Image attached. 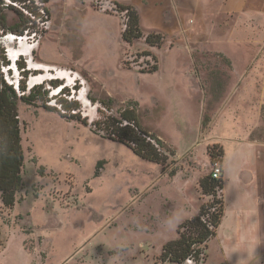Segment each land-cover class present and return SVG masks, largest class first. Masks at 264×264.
Here are the masks:
<instances>
[{
    "label": "rangeland",
    "instance_id": "374dc122",
    "mask_svg": "<svg viewBox=\"0 0 264 264\" xmlns=\"http://www.w3.org/2000/svg\"><path fill=\"white\" fill-rule=\"evenodd\" d=\"M197 1L194 12L192 0H0V84L17 97L34 88L17 102L21 185L11 206L0 192V264H177L162 260L163 248L213 200L210 153L222 183L224 166L236 174L238 144L244 156L257 150L262 171L264 5ZM115 3L136 8L140 38L123 39L125 12ZM11 36L24 39L9 44ZM27 50L12 69L11 51ZM60 96L78 109L60 108ZM126 109L160 139L162 163L94 125ZM214 192L224 208L233 189L226 181ZM231 206L205 260L180 264H264V247L231 232Z\"/></svg>",
    "mask_w": 264,
    "mask_h": 264
},
{
    "label": "trees",
    "instance_id": "16d2710c",
    "mask_svg": "<svg viewBox=\"0 0 264 264\" xmlns=\"http://www.w3.org/2000/svg\"><path fill=\"white\" fill-rule=\"evenodd\" d=\"M20 1L24 2V0ZM41 2L45 3L46 0H41ZM115 4L120 8V11L125 12L123 39L131 42L134 39L140 38L142 33L136 8L133 5ZM43 10L46 11L45 8ZM30 12L33 13L32 11ZM0 20L1 26H5V19L1 17ZM8 28L20 36L24 32L23 29L15 26ZM157 39L154 40L152 35L146 36V42L151 45L159 46L161 44V36ZM3 60H5V57H3ZM5 64L8 65V61H5ZM17 68L21 70L22 77L27 74L24 65L18 64ZM22 80L21 78V81H18V87L22 91H25L26 87ZM11 86L0 84V192L5 206L13 205L14 194L21 185L20 168L22 166L23 155L18 128L17 102L27 100L34 92V88H31L27 96L21 95L17 97ZM63 90L64 87L59 88L58 93L62 94ZM63 93L66 94L65 92ZM43 97H46L45 92H43ZM56 101L60 108H63L65 111L78 109L75 101L61 98V96ZM99 124H104L103 128L110 129V134H112L111 136L115 141L127 145L142 159L158 164L162 163L164 156L159 151V148H162L160 139L140 127L139 121L132 109H126L121 113V118L118 120L106 118L102 123L99 122L94 125ZM210 157L213 162L215 159L213 153H210ZM209 180L213 190L212 202L202 204L195 216L185 220L179 226L178 238L169 241L164 246L162 260H168L177 264L186 262L187 260L196 263L205 260L206 254L204 250H206L208 242L216 235V230L224 213L223 201L222 199H216V193L214 192L216 188L222 189V181L212 180L211 177H209ZM207 185L209 183L204 184L203 181L201 182L203 191H206Z\"/></svg>",
    "mask_w": 264,
    "mask_h": 264
},
{
    "label": "crops",
    "instance_id": "0c3cea01",
    "mask_svg": "<svg viewBox=\"0 0 264 264\" xmlns=\"http://www.w3.org/2000/svg\"><path fill=\"white\" fill-rule=\"evenodd\" d=\"M207 1L210 4H216L218 7L219 5H228L237 9L251 7L253 5H264V0H244L243 2L241 0ZM199 2L197 0H192L191 6L194 12L195 8L199 6ZM242 151L243 147L241 144H238L237 147L232 146L231 148V154L233 153L235 156V176L233 174L232 178H228V173L224 166L222 192L225 190L226 181L229 185L231 184L233 189L228 201L225 200V192H223L224 211L228 210V207L232 205L230 207V212L234 214L235 217L234 221H232L229 226L234 237H239V239H242V241L248 245L251 244L255 247L262 248L264 247V164L262 171L256 167V163L260 160L257 150L250 151L248 156H244ZM221 223L220 221V224ZM235 224H237V227H235ZM218 229L219 228L216 230L215 236L218 235ZM251 231H256L254 239L249 238V233Z\"/></svg>",
    "mask_w": 264,
    "mask_h": 264
},
{
    "label": "bare ground",
    "instance_id": "6f19581e",
    "mask_svg": "<svg viewBox=\"0 0 264 264\" xmlns=\"http://www.w3.org/2000/svg\"><path fill=\"white\" fill-rule=\"evenodd\" d=\"M23 39H24V37H20V36H18V38H17V37H15V36H11V37H6V38H5V41L8 42V43L10 44V43H13L14 40H16V41L19 40L18 42H22ZM32 49H33V48H31L30 50H32ZM17 52H18V51H11V53H10V57H11L10 60H11L12 62H15V63H16V60H17V59H16V57L14 58V56H16V55L19 56V55H21V54H24V55L28 56L29 53H30L28 50H27V51H24V53H19V52L17 53ZM11 67H12V66H11ZM11 67H10V68H11ZM35 68H36V69H42V70H45V71L48 70V68H47L44 64H40V65H38V66L35 67ZM31 83H32V82H31ZM31 83H30V84H31Z\"/></svg>",
    "mask_w": 264,
    "mask_h": 264
},
{
    "label": "built area",
    "instance_id": "2783aa9c",
    "mask_svg": "<svg viewBox=\"0 0 264 264\" xmlns=\"http://www.w3.org/2000/svg\"><path fill=\"white\" fill-rule=\"evenodd\" d=\"M213 166H212V170L210 173V177L212 180H220L222 177V166L220 164L219 161H213ZM190 260H187V262H189Z\"/></svg>",
    "mask_w": 264,
    "mask_h": 264
}]
</instances>
